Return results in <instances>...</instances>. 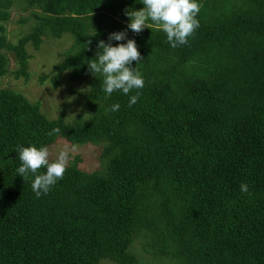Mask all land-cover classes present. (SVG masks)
I'll return each instance as SVG.
<instances>
[{"label": "trees", "instance_id": "16d2710c", "mask_svg": "<svg viewBox=\"0 0 264 264\" xmlns=\"http://www.w3.org/2000/svg\"><path fill=\"white\" fill-rule=\"evenodd\" d=\"M198 3V29L175 48L155 26L128 28L125 10L141 0H34L41 15L32 34L14 47L0 37L16 56L15 78L26 79L28 42L70 36L71 51L39 80L85 82L79 97L91 111L49 119L38 102L0 89V264H147L130 250L138 237L165 264H264V0ZM119 31L126 38L111 44L135 40L143 60L131 67L144 86L108 96L88 63ZM6 64L0 56V77ZM55 127L59 134L46 135ZM58 140L99 145L103 167L68 164L37 198L34 176L16 171L17 146Z\"/></svg>", "mask_w": 264, "mask_h": 264}, {"label": "rangeland", "instance_id": "374dc122", "mask_svg": "<svg viewBox=\"0 0 264 264\" xmlns=\"http://www.w3.org/2000/svg\"><path fill=\"white\" fill-rule=\"evenodd\" d=\"M7 2L8 7L0 9V13L5 16V19H0V37L7 46L14 47L36 29L37 18L41 13L34 0H7ZM38 40L41 42L38 48H34L31 42L25 46V53L29 56L26 79L15 78L18 65L14 51L0 49V56L7 61L5 66L7 74L0 77V89L8 88L22 94L32 103L38 102L41 111L49 119L60 117L68 122L78 117H89L91 111L79 97V93L86 90L85 82L69 81L65 75L56 86L51 85L50 78L43 83L39 80L40 77L50 73L54 65L59 64L66 53L71 51L73 39L67 35L54 39L50 35L40 33ZM48 148L53 153V158L61 149L66 148L69 154L68 164L74 163L82 171L91 173L103 167L99 145L89 143L72 145L64 140H58ZM144 242L142 237H138L130 248L132 254L143 263L165 264L152 259L145 252ZM100 264L113 263L102 261Z\"/></svg>", "mask_w": 264, "mask_h": 264}, {"label": "clouds", "instance_id": "9594fccd", "mask_svg": "<svg viewBox=\"0 0 264 264\" xmlns=\"http://www.w3.org/2000/svg\"><path fill=\"white\" fill-rule=\"evenodd\" d=\"M143 7L139 10H125L129 17L128 28L135 33L142 32L146 27L155 26L158 30L166 33L168 43L173 47L186 45L199 27L198 13L202 5L198 0H141ZM95 34V32H94ZM126 38V32L119 31L109 34L108 43L101 40L98 42V51L95 59L88 63L89 70L101 74L103 79V91L110 96L114 91H122L127 95L133 89H140L144 86V79L141 73L131 67L133 61L140 62L141 57L135 40L127 39L126 43H119L115 46L112 40L121 41ZM138 100V94L131 96L129 107ZM118 103L111 106L112 111H118ZM58 127L47 132L52 136L59 134ZM20 166L17 168L18 175L27 180L29 174L34 176L31 187L36 197L47 194L58 180L63 179L69 163V154L61 149L53 158V153L46 146L27 147L17 146ZM44 168L46 171L41 172ZM242 192L248 191L247 184H241Z\"/></svg>", "mask_w": 264, "mask_h": 264}]
</instances>
